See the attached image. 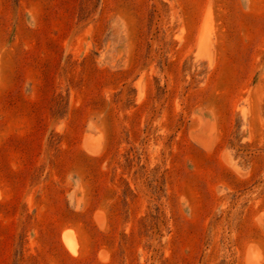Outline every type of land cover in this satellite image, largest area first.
I'll use <instances>...</instances> for the list:
<instances>
[{
  "label": "rangeland",
  "instance_id": "1",
  "mask_svg": "<svg viewBox=\"0 0 264 264\" xmlns=\"http://www.w3.org/2000/svg\"><path fill=\"white\" fill-rule=\"evenodd\" d=\"M0 264H264V0H0Z\"/></svg>",
  "mask_w": 264,
  "mask_h": 264
},
{
  "label": "bare ground",
  "instance_id": "2",
  "mask_svg": "<svg viewBox=\"0 0 264 264\" xmlns=\"http://www.w3.org/2000/svg\"><path fill=\"white\" fill-rule=\"evenodd\" d=\"M72 238H73V236H72ZM64 241H65V246H67V248H68V250L71 252V253H75V249H74V247H73V242H72V239H71V237L70 236H65L64 237Z\"/></svg>",
  "mask_w": 264,
  "mask_h": 264
}]
</instances>
